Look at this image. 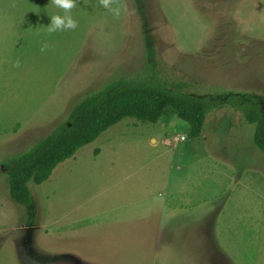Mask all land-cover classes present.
Returning <instances> with one entry per match:
<instances>
[{"label": "rangeland", "instance_id": "obj_1", "mask_svg": "<svg viewBox=\"0 0 264 264\" xmlns=\"http://www.w3.org/2000/svg\"><path fill=\"white\" fill-rule=\"evenodd\" d=\"M75 5L77 27L49 33L52 0H0V264H264V154L228 106L199 137L172 112L124 119L31 183L32 208L12 201L7 167L118 80L264 113V0Z\"/></svg>", "mask_w": 264, "mask_h": 264}, {"label": "trees", "instance_id": "obj_2", "mask_svg": "<svg viewBox=\"0 0 264 264\" xmlns=\"http://www.w3.org/2000/svg\"><path fill=\"white\" fill-rule=\"evenodd\" d=\"M184 87L178 84L167 87L154 78L145 82L123 79L83 100L71 111L66 124L57 127L7 167L12 201L32 208L31 183L41 185L48 181L58 165L124 119L155 124L167 112H172L190 126L192 136L199 137L207 116L228 106L239 110L245 121L255 126L253 141L264 154V113L259 98L241 93L191 95L183 91Z\"/></svg>", "mask_w": 264, "mask_h": 264}, {"label": "clouds", "instance_id": "obj_3", "mask_svg": "<svg viewBox=\"0 0 264 264\" xmlns=\"http://www.w3.org/2000/svg\"><path fill=\"white\" fill-rule=\"evenodd\" d=\"M102 7L108 9L112 12L114 16H119L121 9L119 7H114V0H100ZM52 3L59 9L64 10V15H52L51 23L47 26V31L53 33L56 31H64L69 29H75L77 27V22L73 19L71 15V10L76 6L75 0H52ZM43 50V49H42ZM19 67V62L15 64Z\"/></svg>", "mask_w": 264, "mask_h": 264}]
</instances>
